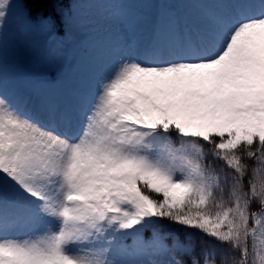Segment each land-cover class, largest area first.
<instances>
[{
	"label": "snow or ice",
	"instance_id": "6c2138e0",
	"mask_svg": "<svg viewBox=\"0 0 264 264\" xmlns=\"http://www.w3.org/2000/svg\"><path fill=\"white\" fill-rule=\"evenodd\" d=\"M13 3L0 0V26ZM219 5L181 58L121 60L79 135L0 90V264H124L129 237L136 264H264V0ZM163 220L215 243L169 246Z\"/></svg>",
	"mask_w": 264,
	"mask_h": 264
},
{
	"label": "rangeland",
	"instance_id": "374dc122",
	"mask_svg": "<svg viewBox=\"0 0 264 264\" xmlns=\"http://www.w3.org/2000/svg\"><path fill=\"white\" fill-rule=\"evenodd\" d=\"M118 2L89 1L88 23H82L79 17L72 22V29L77 34L81 32L80 39L96 45L93 57L88 59L81 57L73 45L62 48L53 31L39 30L30 24L19 1L14 0L10 20L0 26V90L13 105H22L21 112L29 117L44 125H55L71 135H79L85 113L97 95H91L90 90H98L101 81L111 75L121 60L163 63L181 58L186 42L195 38L207 23L219 15V4L223 0H136L125 15L115 13ZM155 33L159 35L153 39ZM172 36L176 39L171 43ZM7 37L9 57L5 56L4 50ZM70 54L71 63L66 62V56ZM14 59L22 63L26 72L23 79L11 67L10 61ZM68 63L70 69L67 68ZM71 69H74L70 75L74 84L65 82L57 102L50 103L54 89L47 81L48 75L56 70L65 81ZM14 106L18 109L17 105ZM24 234H29L28 230L17 229L7 233L11 237ZM144 240L141 234L139 241ZM136 241L137 237L128 245L123 242L126 247L119 249L117 255L124 264H136L145 258ZM164 241L169 246L173 243V240L165 238ZM150 258L161 257L153 250Z\"/></svg>",
	"mask_w": 264,
	"mask_h": 264
},
{
	"label": "trees",
	"instance_id": "16d2710c",
	"mask_svg": "<svg viewBox=\"0 0 264 264\" xmlns=\"http://www.w3.org/2000/svg\"><path fill=\"white\" fill-rule=\"evenodd\" d=\"M23 11L29 20L39 26V28H51L53 27V18L58 22V35L63 43H69L72 40H76L74 31L70 26L73 16L77 12V8H82L86 12L85 2L87 0H19ZM131 2V0H124ZM86 14V13H85ZM84 17V16H82ZM9 16L6 18L8 22ZM55 26V24H54ZM8 44V43H7ZM6 44V46H7ZM82 46V47H81ZM90 46V47H89ZM94 46L88 43H80L78 49L84 54L92 53ZM7 49V47H6ZM7 53H9L7 51ZM15 67L19 74H22L21 64L15 63ZM55 76H57L55 74ZM177 144L179 143L176 137H173ZM251 163V162H250ZM217 168L223 166L222 161H217ZM155 195V194H154ZM163 225V228L159 231V235L163 236L167 240H173L178 237L181 243L194 244L196 252L199 253L200 249L205 246L206 243H215L210 237L205 236L203 233L196 229H188L177 224H173L168 220L159 222ZM157 233L156 227H150L143 231L145 239L153 237ZM135 237H129L121 240V242H131ZM177 257L188 260L189 257L177 252Z\"/></svg>",
	"mask_w": 264,
	"mask_h": 264
}]
</instances>
